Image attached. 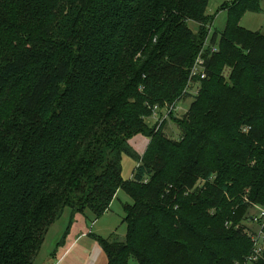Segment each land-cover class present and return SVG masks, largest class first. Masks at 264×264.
Masks as SVG:
<instances>
[{"label":"trees","instance_id":"trees-1","mask_svg":"<svg viewBox=\"0 0 264 264\" xmlns=\"http://www.w3.org/2000/svg\"><path fill=\"white\" fill-rule=\"evenodd\" d=\"M261 2L228 6L170 139L147 119L189 97L208 0H0V264H34L67 214L58 250L119 190L126 238L93 234L108 264H264V250L249 260L264 232L249 212L264 207V34L240 25ZM123 154L138 161L129 182Z\"/></svg>","mask_w":264,"mask_h":264},{"label":"rangeland","instance_id":"rangeland-1","mask_svg":"<svg viewBox=\"0 0 264 264\" xmlns=\"http://www.w3.org/2000/svg\"><path fill=\"white\" fill-rule=\"evenodd\" d=\"M235 1L236 0H208L207 12L208 15L212 18L211 19L212 25L210 26L211 29L210 35L211 33L213 34L215 32L220 34L224 30L228 19V11H227L228 6ZM260 7L261 10L259 12H246L240 20V25L245 27L246 29L252 30L254 32L258 31L264 34V0H262ZM189 24L194 31H197L196 23L191 21ZM228 72L229 70L228 71L226 70L225 74L227 75ZM200 87L201 84L196 83V85H193L192 88L190 89L191 92L189 94V97L176 103L175 113L179 118L183 117L185 112L188 109H190L189 107L192 104L195 97L197 96V94L199 93ZM147 122L152 128L156 126V123H158L156 122L154 117L148 118ZM175 123L176 122L174 119H168L164 127V132L170 139H174V138L177 139L180 138L181 136V130ZM131 143L134 150L139 155H143L149 143V138L143 135H137L133 138ZM137 164L138 161L135 157L129 154H123L122 177L124 180L129 182L130 180L133 179V174L137 167ZM132 202H133L132 198L124 190H119L117 193V197L112 203L110 209L102 217H100L97 221L96 220L91 221L90 219L87 220L88 230H91L92 232H94L103 239H110L113 235H115L120 240H124L126 238L127 227L126 224L123 222V218L125 216L124 213L125 211L123 207L125 204ZM255 211H256L255 207L253 206V208L250 209L249 212L254 213ZM66 218H67V214L61 220L57 221L56 224H54L50 229V232L47 235L46 241L40 252V256L39 258H37V261L40 259L38 262H40L44 256L50 258L51 256L53 258L55 257L54 255L56 250L55 244L60 238V233L64 229V225L66 224ZM64 220L65 223L63 224ZM80 228H82V225L79 226V229ZM97 245L99 246L97 248H95L93 245L87 247L88 251L86 253L78 252L73 254L74 256H72V254L69 255L67 257L68 258L67 263L68 264H108V257L105 250L103 249L100 242H98ZM60 248H58V250ZM60 251H62V249H60ZM62 254L66 255V250L63 251ZM50 260H48L46 264H49ZM55 260H56L55 263L57 262L59 264H64L62 262V255L60 257L57 256Z\"/></svg>","mask_w":264,"mask_h":264},{"label":"built area","instance_id":"built-area-1","mask_svg":"<svg viewBox=\"0 0 264 264\" xmlns=\"http://www.w3.org/2000/svg\"><path fill=\"white\" fill-rule=\"evenodd\" d=\"M210 38V37H209ZM208 38V41L210 42ZM211 39V38H210ZM207 41V43H209ZM206 43V47L201 51V53L199 54V56L197 57V59L195 60L194 64L192 65V68L190 70V78L189 79V84H188V88L187 91L190 93L191 92V88L193 85H196V83H200V82H195V78H200V79H204L206 77V58L204 57V53L205 50L209 49V46H207L208 44ZM211 51V53H215L217 52L218 49V45H212L209 49ZM200 89V88H199ZM176 106L175 105H164L162 108L158 105H156L153 109V115L152 117H154V119H156V121L158 123H156L159 126H161V124H163L164 122L168 121V119H171V114L174 113L175 116L176 113ZM254 217H252L251 220V224L258 227V228H263L264 227V207H258L255 214L253 215ZM251 239L255 244V248L254 251L252 252L251 256L249 257L250 261H255L257 260L260 255L262 254L263 250H264V232L263 230H259V231H254L251 234ZM52 264H56V263H52Z\"/></svg>","mask_w":264,"mask_h":264},{"label":"crops","instance_id":"crops-1","mask_svg":"<svg viewBox=\"0 0 264 264\" xmlns=\"http://www.w3.org/2000/svg\"><path fill=\"white\" fill-rule=\"evenodd\" d=\"M212 35L213 34L211 33L210 36H212ZM180 138H181V136H180ZM87 220H88L87 216L82 215V213L81 214H77L76 218H75V221H74V223H73V225L71 227L70 233H69V235H68V237H67V239L65 241V245L60 248V249H62V251H60V249L56 250L55 254H54L55 255L54 258L52 256H51V258L44 256L43 259L40 262H38L40 259L38 261L36 259L34 264H38V263L39 264H41V263L42 264H46L48 262V260H50V259H52V260H50L49 264H52V263H55V261H56L55 259L57 258V256L60 257L61 255H62V262L64 264H68L67 263V259H68L67 257L69 255L72 254V256H74L73 254L78 253V252L86 253L88 251L87 247H89L91 245H93L95 248L99 247L97 245L98 242L96 241V239L94 240V238H93V234H95V233L92 232L91 230H88V221ZM67 221H68V217L66 218V224H67ZM64 223H65V220L63 221V224ZM66 224L64 225L63 231L60 233V238L62 237L63 232L65 231ZM81 225H82V228L79 229V226H81ZM95 235H97V234H95ZM60 238L58 239V241L60 240ZM58 241H57V243H58ZM57 243L55 245H57ZM65 250H66V255L62 254L63 251H65ZM38 254L39 255H38L37 258H39V256H40V253H38ZM56 264H59V263L56 262Z\"/></svg>","mask_w":264,"mask_h":264}]
</instances>
